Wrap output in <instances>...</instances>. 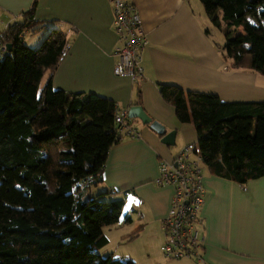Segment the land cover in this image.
Here are the masks:
<instances>
[{
    "label": "trees",
    "instance_id": "16d2710c",
    "mask_svg": "<svg viewBox=\"0 0 264 264\" xmlns=\"http://www.w3.org/2000/svg\"><path fill=\"white\" fill-rule=\"evenodd\" d=\"M200 1L224 35L229 67L264 75V0ZM37 2L0 34V43L12 44L0 59V264H136L98 252L125 201L100 200L107 190L87 194L125 137L115 121L118 105L95 92L54 88L70 40L58 28L37 26ZM28 31L45 32L43 42L26 45ZM159 88L178 121L194 123L211 173L242 186L264 177V101H225L175 84Z\"/></svg>",
    "mask_w": 264,
    "mask_h": 264
},
{
    "label": "crops",
    "instance_id": "0c3cea01",
    "mask_svg": "<svg viewBox=\"0 0 264 264\" xmlns=\"http://www.w3.org/2000/svg\"><path fill=\"white\" fill-rule=\"evenodd\" d=\"M33 1L0 0V26L5 27L0 34L21 22ZM134 3L148 37L141 61L144 78L135 83L114 74L112 52L120 41L113 30L108 0H38L33 19L37 26L60 29L70 40V49L53 77L55 89L95 92L113 99L118 110L141 105L153 120L164 125L166 133L176 132L174 143L169 145L149 124L134 118L132 125L140 137L125 135L110 149L102 182L87 193L98 195L107 190L111 191L107 195L114 196L129 192L131 204L136 206L135 199L142 209L143 222L136 229L153 224L163 234L161 224L174 189L156 185L160 161L173 159L187 143L197 142L198 133L193 122L178 121L174 106L163 99L159 85L213 92L225 101H264V78L251 70L229 67L220 47L223 43L214 41V26L207 15L197 12L192 0ZM204 183L206 194L200 212L206 238L203 260L161 259L150 264H264V177L242 186L208 169ZM97 187L102 191L95 194L93 188Z\"/></svg>",
    "mask_w": 264,
    "mask_h": 264
},
{
    "label": "built area",
    "instance_id": "2783aa9c",
    "mask_svg": "<svg viewBox=\"0 0 264 264\" xmlns=\"http://www.w3.org/2000/svg\"><path fill=\"white\" fill-rule=\"evenodd\" d=\"M113 11V30L120 44L114 47V74L129 77L135 83L144 78L142 52L148 37L142 28L140 13L134 0H108ZM15 27L12 25L8 29ZM8 53L7 44L0 43V59ZM127 110H119L115 121L131 138L140 137L128 118ZM205 161L196 142L187 143L171 160L160 161L155 179L158 186L174 189L171 206L162 221L164 242L161 250L170 260L202 261L206 238L201 226V208L205 201Z\"/></svg>",
    "mask_w": 264,
    "mask_h": 264
},
{
    "label": "rangeland",
    "instance_id": "374dc122",
    "mask_svg": "<svg viewBox=\"0 0 264 264\" xmlns=\"http://www.w3.org/2000/svg\"><path fill=\"white\" fill-rule=\"evenodd\" d=\"M198 1V2H197ZM194 4V8L198 13L205 14L204 5L199 0H192ZM199 3V9H198ZM0 18H3L0 16ZM1 22V20H0ZM213 25V24H212ZM5 27L3 24L0 26V30H4ZM45 32H31L28 31L24 35L26 38L25 44L30 47L39 46L45 37ZM23 37V38H24ZM36 40L38 42L36 43ZM214 41L223 43L225 41L224 35L221 31H219L214 26ZM30 43V44H28ZM263 78L264 75L260 74ZM46 78V77H45ZM44 78V80H45ZM205 170H208L205 168ZM95 194H98L102 191V188H93ZM120 191L117 194L112 195H100V200L111 201L114 199H123L125 201V205L123 208V214L120 222L109 225L104 228V233L108 238V244L98 250V252L102 255H108L113 253L118 257H125L133 259L137 264H150L155 263L156 261H160L161 259L165 261H169L167 257L163 254L161 247L164 242V232L163 234L159 233L157 227L153 224L147 225L145 228L136 229L143 222L140 219L139 209L141 206H137V201H135V205L131 204L130 198L127 195L129 192ZM125 193V194H124ZM132 194V193H131ZM119 196V197H116ZM133 217V222H126L125 217L126 214ZM185 260V259H184Z\"/></svg>",
    "mask_w": 264,
    "mask_h": 264
},
{
    "label": "water",
    "instance_id": "95a60500",
    "mask_svg": "<svg viewBox=\"0 0 264 264\" xmlns=\"http://www.w3.org/2000/svg\"><path fill=\"white\" fill-rule=\"evenodd\" d=\"M8 52H12V44H7ZM128 118L134 119L138 118L140 121H142L144 124H149L156 132H158L160 135H162V141L171 145L174 143V139L176 136V132H170L166 133V129L164 125L159 123L156 120H153L150 115L147 114L145 109L141 105L133 104L128 109Z\"/></svg>",
    "mask_w": 264,
    "mask_h": 264
}]
</instances>
